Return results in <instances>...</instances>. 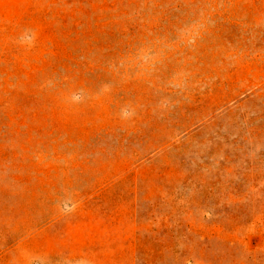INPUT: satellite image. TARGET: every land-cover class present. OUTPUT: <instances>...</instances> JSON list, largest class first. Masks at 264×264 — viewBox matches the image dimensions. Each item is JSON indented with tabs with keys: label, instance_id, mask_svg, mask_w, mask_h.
I'll return each mask as SVG.
<instances>
[{
	"label": "rangeland",
	"instance_id": "374dc122",
	"mask_svg": "<svg viewBox=\"0 0 264 264\" xmlns=\"http://www.w3.org/2000/svg\"><path fill=\"white\" fill-rule=\"evenodd\" d=\"M0 264H264V0H0Z\"/></svg>",
	"mask_w": 264,
	"mask_h": 264
}]
</instances>
